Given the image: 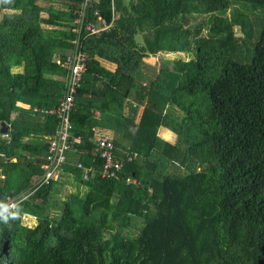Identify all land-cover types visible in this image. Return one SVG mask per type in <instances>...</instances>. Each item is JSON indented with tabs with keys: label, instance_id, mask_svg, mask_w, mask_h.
<instances>
[{
	"label": "trees",
	"instance_id": "16d2710c",
	"mask_svg": "<svg viewBox=\"0 0 264 264\" xmlns=\"http://www.w3.org/2000/svg\"><path fill=\"white\" fill-rule=\"evenodd\" d=\"M240 5L264 11V0H0V206L20 198L0 215V264H264V16L232 11L210 37L190 26ZM100 17L111 28L83 37L90 59L70 115L72 159L96 173L83 182L68 162L76 190L52 202L61 177L35 183L58 123L45 110L65 89L53 77L67 74L58 59L74 20ZM179 53L187 59L162 57ZM152 56L153 80L138 73ZM133 103L138 123L126 115ZM97 127L114 132L117 158L138 154L121 176L139 187L100 177Z\"/></svg>",
	"mask_w": 264,
	"mask_h": 264
},
{
	"label": "built area",
	"instance_id": "2783aa9c",
	"mask_svg": "<svg viewBox=\"0 0 264 264\" xmlns=\"http://www.w3.org/2000/svg\"><path fill=\"white\" fill-rule=\"evenodd\" d=\"M91 0H84L87 4ZM96 17H99V12L96 10ZM101 20V17L100 19ZM75 23L78 24L77 39L73 42L74 52L67 55L65 59H60L58 63L67 72L65 76V89L62 99L59 103L51 108L46 109L45 113L55 115L58 119V129L49 138L48 149L46 153V160L42 164L43 174L38 176L36 183L44 185L52 180L60 178L64 172V167L68 163L69 154L74 152L75 145L80 143L79 137H73L71 133L72 126L70 124V115L74 108V94L80 87L83 75L86 71L87 61L90 59V54L84 48L82 43L83 37L99 35L102 32L108 31L111 24L105 20H101V24L94 21L84 22V18H77ZM97 147L94 151L95 155L102 160V169L100 177L105 180L125 181L126 185L140 186V181L136 179H125L121 176L125 163H133L138 160V154H127L125 160H121L115 155L114 140L109 136H99L94 139ZM77 170L81 172L82 181L87 182L96 173L95 167H87L81 162L75 164ZM36 188V187H35ZM34 188V189H35ZM33 189V190H34ZM20 198L7 197V202L0 206V215L14 209Z\"/></svg>",
	"mask_w": 264,
	"mask_h": 264
},
{
	"label": "rangeland",
	"instance_id": "374dc122",
	"mask_svg": "<svg viewBox=\"0 0 264 264\" xmlns=\"http://www.w3.org/2000/svg\"><path fill=\"white\" fill-rule=\"evenodd\" d=\"M41 4L47 5L46 2H40ZM39 3V4H40ZM232 11H240V12H244L245 14H247V16H256L257 17H262L264 16V11L263 10H253V8L249 5H240L237 7H233L229 10H227L224 13H216L213 14V16H208V17H195L191 20V27L197 26V25H202L203 27V34L206 37H210V27L212 25V23L222 20L225 22H229L231 20V13ZM42 16L45 17L46 14L42 13ZM0 18H1V14H0ZM110 30V28H109ZM108 30V31H109ZM238 28H235V31H237ZM107 31V30H106ZM239 34V32H237ZM137 39L141 42L142 36L139 35L137 37ZM162 57H164L165 59H182L185 58V60L187 59V56L185 54L179 53V54H164L162 55ZM150 59L147 58V60H145V66H149V67H154V63H155V59L152 57H149ZM153 58V59H152ZM156 58V57H155ZM162 64V63H161ZM158 67V68H157ZM160 65L156 66L155 69H159ZM151 70H146L145 74L148 76L149 79L153 80V76H151V72H149ZM157 72L153 73L156 74ZM149 79H147V81H150ZM95 131V138H98L99 136H109L105 133H102V131L97 130V128L94 129ZM161 135L165 138L166 140H171V138L169 137V135H167V133L165 132H161ZM111 137V136H109ZM112 138V137H111ZM174 140L172 139L171 142H173ZM49 144V141H48ZM77 162V161H76ZM76 162L74 164H76ZM161 168L163 169V167L161 166ZM164 173H181L182 170H175L172 166H166L164 167ZM60 177H63V175L61 174ZM62 185L58 184L55 189H54V194L57 195V197L54 198V200L52 199V202H55L56 200L58 201V197L59 196H67L68 194H70L71 192L76 190V183L75 181L72 179V176L69 175H65L64 178H62L61 180ZM81 188V187H80ZM49 210V216L51 218H57L58 214L56 212V209H48ZM35 223V220L33 218L30 217H24L23 218V224L26 226H31Z\"/></svg>",
	"mask_w": 264,
	"mask_h": 264
},
{
	"label": "crops",
	"instance_id": "0c3cea01",
	"mask_svg": "<svg viewBox=\"0 0 264 264\" xmlns=\"http://www.w3.org/2000/svg\"><path fill=\"white\" fill-rule=\"evenodd\" d=\"M74 24L76 25V27L74 28V29H72V32L73 33H75V34H77V29H78V24L77 23H75V20H74ZM77 37H78V34H77V36H76V38L75 39H73V40H71V44H72V50H71V52L69 53L70 55L74 52V44H73V42L77 39ZM68 54V55H69ZM154 59H155V63H154V67H149V66H145V63L142 65V67H140V69L138 70V73L139 72H142V73H144L145 74V71L147 70H151V71H149V72H151V74H153V73H155V72H158V70L159 69H155V67L156 66H158V65H160V59L159 58H155V57H153ZM152 58V59H153ZM148 59H150V58H148ZM60 60V58L58 59V61ZM145 60H147V58L146 59H144L143 60V62H145ZM100 61H101V65H102V67L103 68H105L106 70H108V71H110V72H114L115 71V69H116V64H114V63H111L110 61H108V60H106V59H100ZM158 68V67H157ZM15 72H23V68L21 67V68H18V69H15L14 70ZM91 76V75H90ZM53 78H55V79H57V80H60V81H62L63 82V85L65 86V76H63V77H57V76H54ZM95 87V86H94ZM96 87H95V91H96ZM25 98H29V97H25ZM86 99H90V95L89 96H87V98ZM90 102H87L86 103V106H87V108H89V105H87V104H89ZM128 103V102H127ZM21 106H23V107H29V105L28 104H26V103H22L21 104ZM53 108V107H52ZM125 108H126V115L130 118V120L132 121V122H134V123H138L139 122V119H140V116H141V114H142V110H143V106L142 105H139V104H137V103H133V104H127V106H125ZM85 112H93V110L91 109V108H89V109H85ZM95 115L97 116V118L100 120L101 119V115H100V112H99V110H95ZM58 121V120H57ZM57 127H58V123H57ZM58 129V128H57ZM97 130H100V131H102V133H105V134H107V135H109V136H111L112 138L114 137L113 135H114V132L113 131H110V130H108V129H104V128H102V127H97ZM57 131V130H56ZM3 135V134H2ZM6 136V135H5ZM52 136V135H51ZM50 136V137H51ZM49 137V138H50ZM48 141H49V139H48ZM75 152V151H74ZM69 159H68V162L70 163V165H75L74 163H75V161L72 159V153H70L69 154V157H68ZM63 175V177H61L60 179H59V181L62 179V178H64V176L65 175H69V174H67V172L65 173H63L62 174ZM69 176H72V175H69ZM72 179H73V177H72ZM61 182V181H60Z\"/></svg>",
	"mask_w": 264,
	"mask_h": 264
},
{
	"label": "water",
	"instance_id": "95a60500",
	"mask_svg": "<svg viewBox=\"0 0 264 264\" xmlns=\"http://www.w3.org/2000/svg\"><path fill=\"white\" fill-rule=\"evenodd\" d=\"M8 132H9V127L5 123H2L0 125V133L3 135H7Z\"/></svg>",
	"mask_w": 264,
	"mask_h": 264
}]
</instances>
